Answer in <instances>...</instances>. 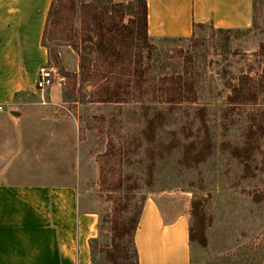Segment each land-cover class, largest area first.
<instances>
[{
	"label": "rangeland",
	"instance_id": "obj_1",
	"mask_svg": "<svg viewBox=\"0 0 264 264\" xmlns=\"http://www.w3.org/2000/svg\"><path fill=\"white\" fill-rule=\"evenodd\" d=\"M80 21L79 17L75 20L77 31ZM222 38V33L207 25L196 28L192 39H152L154 48L145 64L146 84L182 73L191 56L198 91L195 102H168L150 91L135 93L128 102H90L92 82L67 96L68 75L79 73L80 55L94 57V53L80 37L78 51L57 39L49 42L58 51L67 76L63 87L50 91L53 100L64 94L65 103L53 105L57 121H29L23 127L27 151L15 178L58 181L62 170L74 168L77 146L82 147V199L87 209L99 215L93 264H104L99 249L110 243L114 203L128 199L125 215H131L144 198L160 194L186 203L189 211L193 197L204 196L207 242H194L192 264H264V90L256 102L224 114L230 86L237 77L247 73L260 78L264 72L259 54L264 43V0H256L253 28L232 34L229 44L222 43ZM201 107L206 111L205 125L198 112ZM250 124L257 129L259 140L246 164L233 154V147L245 143ZM207 132L213 153L204 163L189 167L181 160L183 145L201 141ZM110 142L112 154L106 157ZM103 163L109 168L106 184L102 182ZM117 182L121 186L115 187Z\"/></svg>",
	"mask_w": 264,
	"mask_h": 264
},
{
	"label": "crops",
	"instance_id": "obj_2",
	"mask_svg": "<svg viewBox=\"0 0 264 264\" xmlns=\"http://www.w3.org/2000/svg\"><path fill=\"white\" fill-rule=\"evenodd\" d=\"M52 0H0V264H93L99 215L85 207L82 147L58 181L15 178L29 121H57L50 89L36 87L52 64L43 34ZM152 38L190 37L194 24L248 28L253 0H147ZM18 112V113H17ZM74 133V130H73ZM162 196V197H160ZM150 195L135 232L139 264H191L190 211L172 195Z\"/></svg>",
	"mask_w": 264,
	"mask_h": 264
},
{
	"label": "trees",
	"instance_id": "obj_3",
	"mask_svg": "<svg viewBox=\"0 0 264 264\" xmlns=\"http://www.w3.org/2000/svg\"><path fill=\"white\" fill-rule=\"evenodd\" d=\"M255 6L253 0V23L248 28H214L223 34L222 43L229 44L232 34L248 32L255 25ZM80 18V30L75 29V20ZM195 28L203 29L205 24H194ZM60 32V33H59ZM80 37L83 44L92 55H80L79 73L69 74L70 89L66 95L71 96L92 82L93 90L89 94L90 102H128L135 93L143 95L154 92L168 102H195L198 99L196 78L191 59L184 65L182 73L163 76L151 82L145 79L146 60L150 57L154 45L152 37L148 34V5L147 0H130L129 2L114 0H52L49 8L42 44L47 47L50 60L63 73L60 66L58 51L52 48L49 42L56 39L70 44L77 51L76 43ZM194 37V32L190 39ZM186 37H166L167 40L184 39ZM259 54L264 62V43ZM264 90V72L260 78L247 73L237 77L236 82L230 86L227 96L228 107L224 114L232 113L245 104L256 102L261 91ZM200 118L205 125L206 111L199 109ZM246 139L243 145L233 147V154L241 158L246 164L253 158L255 148L258 146L259 135L253 125L246 130ZM213 153L212 139L207 132L201 140H193L183 145L182 162L189 167H196L204 163ZM110 148L105 156H111ZM109 162V161H108ZM248 166V165H247ZM107 168V169H106ZM107 163H103L101 172L103 183L106 184V173L109 171ZM109 183V182H107ZM121 186V183L114 185ZM142 205L137 207L133 214L125 215L129 200L121 198L114 203L110 221V243L100 248L104 264H139V254L135 244V232L139 224ZM204 196L195 195L191 201L189 240L192 251L194 242L205 245L206 219L203 210ZM101 230V226H100ZM92 240V252L97 249ZM93 257V261H95Z\"/></svg>",
	"mask_w": 264,
	"mask_h": 264
},
{
	"label": "built area",
	"instance_id": "obj_4",
	"mask_svg": "<svg viewBox=\"0 0 264 264\" xmlns=\"http://www.w3.org/2000/svg\"><path fill=\"white\" fill-rule=\"evenodd\" d=\"M66 82V74L62 73L54 64H48L40 68L36 87L38 89L47 90L54 86L63 87Z\"/></svg>",
	"mask_w": 264,
	"mask_h": 264
},
{
	"label": "water",
	"instance_id": "obj_5",
	"mask_svg": "<svg viewBox=\"0 0 264 264\" xmlns=\"http://www.w3.org/2000/svg\"><path fill=\"white\" fill-rule=\"evenodd\" d=\"M18 113V112H17Z\"/></svg>",
	"mask_w": 264,
	"mask_h": 264
}]
</instances>
